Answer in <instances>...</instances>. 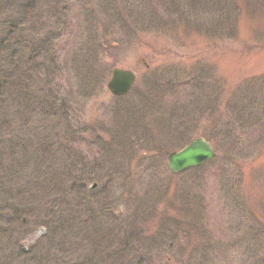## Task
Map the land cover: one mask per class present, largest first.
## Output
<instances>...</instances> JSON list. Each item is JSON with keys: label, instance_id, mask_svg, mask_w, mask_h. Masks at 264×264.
<instances>
[{"label": "rangeland", "instance_id": "1", "mask_svg": "<svg viewBox=\"0 0 264 264\" xmlns=\"http://www.w3.org/2000/svg\"><path fill=\"white\" fill-rule=\"evenodd\" d=\"M12 1L8 0L10 4ZM127 1L130 6L126 15L123 12L124 23L114 21L106 0H90V17L82 19L81 13L85 12L73 10L76 18L58 44L60 55H66L63 85L77 100L70 104L72 113L68 115L61 108L49 121L37 113L30 122L27 114H14L18 124L26 121L30 127L47 132L40 135V147L48 142L49 135L56 144L50 150L47 146L41 150L47 151L44 157L31 159L26 178H32V169L43 166L47 159L41 176L50 180L52 173L47 175V166L61 163L56 152L58 142L68 132L69 136L75 133L70 130L75 123L77 134L86 135L82 137L85 144L79 146L80 152L88 156L86 164L97 161L98 149L102 150L101 156L105 154L96 162V169L82 172L88 178L85 199L89 208L78 205L80 197H59L61 187L52 194L53 198H62L64 206L46 208L42 200L48 197L47 186L35 202L37 212L32 221L51 214V218L64 222L73 216L67 215L68 208L74 207L98 210L103 205L116 209L117 222L105 215L99 222L81 218L70 234L100 239L96 251L112 258L110 263L100 256L101 264H127V252L118 250L122 239L133 230L127 232L122 220L128 225L131 214L137 212L144 217L155 210L169 220L160 223V217H155L147 227L140 223L139 227L145 229V240H149L145 245L152 244L155 249L160 246L162 256L156 263L157 256L147 255L144 264H261L264 248L254 256L246 255L244 250L253 242V229L264 223V0H218L213 1L215 5L204 0L211 9L203 12L204 32L191 27V0ZM47 4L57 3L43 5ZM51 7L44 21L55 30ZM219 21L228 22L231 30L223 29ZM211 23L220 24L216 32L209 30ZM103 42L107 49L101 51ZM95 50L101 53V77L87 82L84 72L83 77L80 73L83 68L75 65L83 61V53ZM115 68L132 70L138 77L131 93L123 98L112 96L106 87ZM52 113L45 116L51 117ZM36 118L38 124L33 122ZM26 137L34 142L28 132ZM201 137L211 139L217 159L185 175L171 176L165 165L166 155ZM89 142L97 144L90 146ZM94 185L97 187L93 189ZM33 197L31 194L30 199ZM6 220L11 231L7 237L0 236V264H52L49 262L56 251L49 245L66 244L59 237L42 239L46 234L43 228L23 226L20 219ZM75 222L78 220L71 224ZM19 234L29 236L20 241ZM78 242L74 243L77 245L73 251H77L72 255L73 262L94 263L91 252ZM130 244L139 251L135 241ZM90 245L89 241L86 248ZM118 252L123 253L119 256ZM63 258L59 257L61 261ZM61 261L56 260L57 264H69L68 259ZM140 261L138 257L134 264Z\"/></svg>", "mask_w": 264, "mask_h": 264}, {"label": "trees", "instance_id": "2", "mask_svg": "<svg viewBox=\"0 0 264 264\" xmlns=\"http://www.w3.org/2000/svg\"><path fill=\"white\" fill-rule=\"evenodd\" d=\"M123 1L124 2H122V0H106L108 11L116 23H124L126 21V18L124 21L123 12L125 13L128 11L130 5L127 0ZM211 1V5H215L213 1L218 2V0ZM46 2H56L57 4H55L56 6L48 4L44 6L43 4ZM196 4H199V7H197ZM91 6L90 0H17V2L15 0L12 1V4H10L8 0H0V236L7 237V232L11 231L6 219H10L12 222L20 219L23 226L31 228L35 226V228L38 229H45L46 234L42 239L51 240L50 238L54 236L66 242V244L63 242H52L49 245L51 248L55 247L54 249L56 251L55 257L49 262L52 264H57L58 261L60 262V256L64 257L61 263L68 259L69 264H78L73 262L72 255L77 251H73L77 245L74 243L78 242L79 239H82V243L78 242L79 246L84 247V250L87 249L94 257V263L91 264H99L100 262L98 259L101 254L96 251V247L100 246V239L95 238V236L91 238L89 236L79 237L77 234L73 233L72 235L70 233L74 232L72 229L75 228L77 224L80 225L81 221L85 219L88 220V222L91 219H94V221L98 220L99 222V219L102 218L101 215H105L113 217L116 222L118 221L116 209L113 211L111 207L103 208V205L98 210H94V208L91 207L88 209L90 205L89 203L86 204V202L89 201L85 199V195L88 192L86 182L88 178H85L82 172L85 171V169L88 171L93 170L94 167V169H96L97 165H99L96 162L101 161L105 157V154L101 156L102 150L98 149V154H96L98 157L96 159L97 161L94 162L93 165L86 164L88 156L80 152L79 148L80 144H85V140L82 137L86 135L77 134L79 132L76 123L75 125L72 124L73 126L70 129L71 131H75V133L69 136L70 133L68 132L64 138L58 142V147L56 148L58 157L62 158L59 160L61 163L58 164L59 166L62 164V167L59 168L56 164L55 166H47L49 167L47 169L49 170L47 175L49 176L52 173L50 175V180H47V176H41L43 173L42 170L47 164V159L43 160V166L32 169L30 173L31 176H33L32 178H26L28 175H25L27 166L30 167L33 157H37L38 155L44 157L47 155V151L43 153L41 150H46L44 148L45 146L50 150V148H54L56 145L55 142L53 143V141L49 139V135L48 142L45 143L43 147H40V145H38L41 137L40 135L47 132H42L41 129L36 130L30 127L31 125L28 124L30 120L35 118L37 113H42L45 117L43 119H48L49 121L50 118L55 117L57 114L55 111L61 108L66 110V113L69 115L73 111L70 104H74L73 102L77 103V100L74 99L75 97L72 90H68L69 92H67L63 85V76L67 77V74L63 73V63L66 55H60V45L58 44H60L61 39L68 35L67 31L70 30L71 24H73L76 18V15L73 13L74 8H78L85 12L81 13V18L83 19L84 16L90 17ZM175 6L178 8L177 5ZM50 7V17H55L56 23H54V25L56 28L53 27L55 30L49 28L44 21L45 13ZM191 8L194 10H191L193 14V18H191V27H195L197 31L204 32L206 19L203 17V12L209 9L206 5V1L191 0ZM78 17H80V14H78ZM219 22H221V25L211 23L212 28H209V30L216 32V26L218 25L222 26V28L227 31L230 29L228 22ZM104 43L105 42L100 44L102 45L101 51L105 48ZM106 49L107 48H105V50ZM96 50L90 54L86 52L82 55L80 53L83 61L80 62L81 64L76 62V64H79L75 65L76 68L80 66L83 68L80 73L82 75L84 72V78L88 79H86L87 82L95 81L96 78L100 76V72L98 71L102 68L101 53ZM197 85L198 84L195 82L196 88ZM80 103H82V100H80ZM168 103H170V101ZM51 111H54L51 117H46L45 114H50ZM17 112L19 115L27 114L26 119L29 122L24 121V124L21 122L18 124V118H14V114ZM69 117L70 116H68V118ZM33 122L38 124L39 119L36 118ZM14 128L15 132L13 131ZM22 131H24L23 134ZM27 132L33 137L34 142L28 140L26 137ZM62 133H64V131H62ZM92 136L97 135L93 134ZM94 138L99 140V136ZM93 143L89 142L87 145L94 146L97 144ZM60 169L64 170L63 173H59L58 170ZM63 183H65V185ZM47 186L50 188V190H48V197L42 200L46 208H48L47 206L49 205V208L56 210L60 208L58 207L59 205L64 206L62 200H65L67 195L73 198L80 197V200L83 202L80 201L78 205L88 208L84 210L81 208L77 209L76 207L68 208L69 214L67 215L73 216H70L71 220L68 218L64 222H58L55 218H51V214L39 218L38 221H32L37 212L35 202H38L37 198L40 197L39 194H41L42 191H47ZM60 187L61 189H59ZM65 187L67 188L63 193ZM58 189L61 193L59 197L63 199L59 197L53 198L54 194L52 193L56 192ZM31 194H34L32 200L30 199ZM51 198H53V201H51ZM116 204L117 201L115 202V205ZM7 212H10L11 215H8ZM147 214L151 216L148 219L146 218ZM157 214L155 210L149 211L143 217L136 212L129 217L130 221L128 220V225H125L124 219L122 220L123 226L127 232H129L130 229L133 230L128 234L126 239H122V248L118 250L127 252V264H134L135 259L138 257H140L141 260L139 264H144L143 260L147 258V255L157 256L156 263H160L162 256V253H159L161 252L160 246L155 249V246L152 244L145 245V242L149 240H145V229L139 227V223L147 227L148 222H152L155 217H160ZM37 215H40V212L37 213ZM140 218H142V222L139 220ZM166 218L167 215L162 216V218L160 217L159 222L161 223L162 219L166 221ZM73 220H78V222L71 224ZM115 227L117 229L120 228L119 226ZM1 229L3 230L2 232ZM34 229L31 233L38 230ZM28 236L19 234L20 241L26 239ZM42 239L41 242L43 241ZM83 239L85 240L83 241ZM250 240L253 242L249 243L248 248H246V250L243 248L241 249H243L248 256L259 255L261 248H264V223L262 221L258 228L253 229V236H251ZM89 241L90 243L92 242V245L86 248ZM132 241H135V243L139 245V251H136L135 247L130 244ZM255 244L259 247L255 248ZM249 247L252 248V251ZM217 249L219 250V247H217ZM122 253L123 252H118L117 254L121 256ZM133 255L134 258L132 260ZM179 255L181 256L182 253ZM124 257L125 256H122L121 258ZM101 258L112 263V258H110L109 255L104 256L102 254ZM75 259H78V257ZM260 263L264 264V258ZM149 264L155 263L150 262Z\"/></svg>", "mask_w": 264, "mask_h": 264}, {"label": "water", "instance_id": "3", "mask_svg": "<svg viewBox=\"0 0 264 264\" xmlns=\"http://www.w3.org/2000/svg\"><path fill=\"white\" fill-rule=\"evenodd\" d=\"M137 76L132 71L115 69L108 84V89L116 96L128 94L136 83ZM216 157V152L211 143L205 139L193 141L182 151L170 157V167L173 172H183L189 168L198 167L206 161ZM94 185L92 188H96Z\"/></svg>", "mask_w": 264, "mask_h": 264}]
</instances>
